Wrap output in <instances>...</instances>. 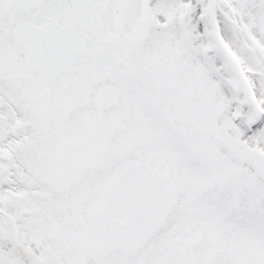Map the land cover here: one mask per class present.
Masks as SVG:
<instances>
[{
    "label": "snow or ice",
    "instance_id": "obj_1",
    "mask_svg": "<svg viewBox=\"0 0 264 264\" xmlns=\"http://www.w3.org/2000/svg\"><path fill=\"white\" fill-rule=\"evenodd\" d=\"M0 264H264V0H0Z\"/></svg>",
    "mask_w": 264,
    "mask_h": 264
}]
</instances>
